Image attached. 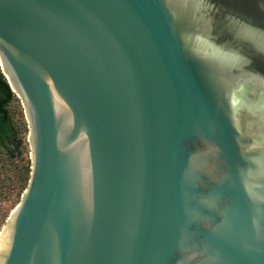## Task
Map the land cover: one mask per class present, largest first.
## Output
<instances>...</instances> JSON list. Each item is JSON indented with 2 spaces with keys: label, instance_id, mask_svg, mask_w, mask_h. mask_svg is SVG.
I'll return each mask as SVG.
<instances>
[{
  "label": "water",
  "instance_id": "1",
  "mask_svg": "<svg viewBox=\"0 0 264 264\" xmlns=\"http://www.w3.org/2000/svg\"><path fill=\"white\" fill-rule=\"evenodd\" d=\"M0 63V264H264V0H0Z\"/></svg>",
  "mask_w": 264,
  "mask_h": 264
},
{
  "label": "rangeland",
  "instance_id": "2",
  "mask_svg": "<svg viewBox=\"0 0 264 264\" xmlns=\"http://www.w3.org/2000/svg\"><path fill=\"white\" fill-rule=\"evenodd\" d=\"M14 95L7 105L11 135L6 142L0 140V230L19 203L31 170L28 119L21 98Z\"/></svg>",
  "mask_w": 264,
  "mask_h": 264
},
{
  "label": "trees",
  "instance_id": "3",
  "mask_svg": "<svg viewBox=\"0 0 264 264\" xmlns=\"http://www.w3.org/2000/svg\"><path fill=\"white\" fill-rule=\"evenodd\" d=\"M14 92L0 70V140L6 142L11 135L8 121V103L14 98Z\"/></svg>",
  "mask_w": 264,
  "mask_h": 264
},
{
  "label": "bare ground",
  "instance_id": "4",
  "mask_svg": "<svg viewBox=\"0 0 264 264\" xmlns=\"http://www.w3.org/2000/svg\"><path fill=\"white\" fill-rule=\"evenodd\" d=\"M0 235H1V230H0ZM1 239V238H0Z\"/></svg>",
  "mask_w": 264,
  "mask_h": 264
}]
</instances>
